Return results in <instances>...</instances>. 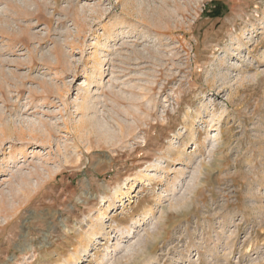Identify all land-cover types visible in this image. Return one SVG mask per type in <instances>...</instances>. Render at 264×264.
I'll return each instance as SVG.
<instances>
[{"label": "rangeland", "instance_id": "obj_1", "mask_svg": "<svg viewBox=\"0 0 264 264\" xmlns=\"http://www.w3.org/2000/svg\"><path fill=\"white\" fill-rule=\"evenodd\" d=\"M0 264H264V0H0Z\"/></svg>", "mask_w": 264, "mask_h": 264}, {"label": "bare ground", "instance_id": "obj_2", "mask_svg": "<svg viewBox=\"0 0 264 264\" xmlns=\"http://www.w3.org/2000/svg\"><path fill=\"white\" fill-rule=\"evenodd\" d=\"M39 127H40V126H39ZM40 130H41V129H40ZM25 134H26V133H25ZM25 134H24L25 137H23V136H21V137H23V138H27L28 136H26ZM28 139H34V140H35V137H28Z\"/></svg>", "mask_w": 264, "mask_h": 264}]
</instances>
